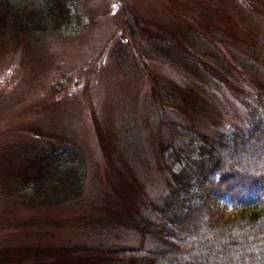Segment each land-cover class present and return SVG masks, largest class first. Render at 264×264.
Masks as SVG:
<instances>
[{
  "label": "trees",
  "instance_id": "1",
  "mask_svg": "<svg viewBox=\"0 0 264 264\" xmlns=\"http://www.w3.org/2000/svg\"><path fill=\"white\" fill-rule=\"evenodd\" d=\"M224 2L185 8L193 22L179 23L156 24L152 17L142 24L124 9L135 56L170 67L202 95L148 72V119L142 127L121 121L115 139L130 141L127 133L139 131V145L121 162L112 158L119 182L99 185L96 194L78 143L55 133L51 124L44 134L34 133L16 155L10 196L30 208L88 213L70 222L41 219L48 223L36 241L5 249L0 264H264V87L239 122L207 128L217 120L205 95L231 90L240 72H263L256 67L261 59L225 52L230 34L215 24L228 18ZM83 3L0 0V48L24 45L35 55L45 41L81 34L89 22ZM122 45L114 52L117 63L125 64ZM131 168L148 178L138 182ZM149 184L157 185L156 192L145 199ZM69 225L77 230L74 237L53 242L54 230ZM129 233L137 235L135 245L124 240Z\"/></svg>",
  "mask_w": 264,
  "mask_h": 264
},
{
  "label": "rangeland",
  "instance_id": "2",
  "mask_svg": "<svg viewBox=\"0 0 264 264\" xmlns=\"http://www.w3.org/2000/svg\"><path fill=\"white\" fill-rule=\"evenodd\" d=\"M83 2L89 22L81 34L72 33L68 40L59 36L61 39L56 41H45L35 55L24 45L0 48V254L5 249L12 251L15 246L34 243L48 223L41 219L63 218L70 222L88 213L81 209L71 213L30 208L10 196L16 155L27 148L34 133L44 134L54 128L55 133L78 143L88 160L90 192L96 194L94 189L99 185L119 182V177L117 179L113 173L116 169L112 168V158L116 156L121 162L139 145V131L127 133L130 141L115 139L121 121L142 127L148 119L145 108L150 96L148 72L157 80L177 84L180 91L188 93L191 88L195 91L193 95H202L170 67L154 61L144 64L135 56L123 13L124 9L130 10L142 24L152 17L156 24L168 20L192 21L185 8L190 12L198 3L208 9L204 5L207 0ZM230 2L225 0L222 6L228 18L221 17L215 22L230 34L225 52L249 60L261 59L256 67L263 72L261 75L240 72L239 82L234 83L231 90L205 95L217 120L207 127L211 130L227 129L243 119L247 105L254 102L261 86L264 87V0ZM120 43L127 53L125 64L117 63L120 57L114 52ZM180 115L185 124H190L188 114ZM49 124L51 128H47ZM119 155L121 157L117 158ZM131 175L138 182L148 178L132 168ZM131 175L128 174L129 180ZM149 186L143 188L145 196H141L145 199L146 195L151 197L152 192H156L157 185ZM69 226L55 229L53 242L74 237L77 230ZM127 235L124 239L127 244L135 245L137 235ZM80 239L86 240L85 237Z\"/></svg>",
  "mask_w": 264,
  "mask_h": 264
}]
</instances>
